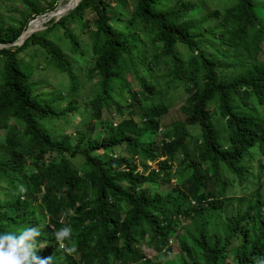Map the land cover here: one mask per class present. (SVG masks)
I'll list each match as a JSON object with an SVG mask.
<instances>
[{
	"label": "trees",
	"instance_id": "trees-1",
	"mask_svg": "<svg viewBox=\"0 0 264 264\" xmlns=\"http://www.w3.org/2000/svg\"><path fill=\"white\" fill-rule=\"evenodd\" d=\"M20 1L29 12L16 25L0 26V43L14 41L29 17L52 9L55 2L38 7L32 0ZM219 1L223 5L219 19L230 25L235 45L221 33L201 27L199 20L188 18L199 5L197 0H131L127 24L121 28L116 27L121 17L116 15L113 24L107 11L110 4L118 5L121 13L126 11L125 1L79 0L67 16L49 19V25L26 36L21 44L0 48V129L5 132L0 147L8 150L0 154V233H19L17 217L24 212L32 217L37 207L51 225H44L45 234L41 231L37 238L43 248L36 254L54 257L53 264H122L125 254L135 252V232L142 226L149 229L146 245L155 252L169 254L167 242L175 237L185 264H229L223 258L230 247L234 249L232 264H255L254 258L264 256V213L259 209L264 203L255 199L220 226L213 215L223 206L221 196L228 184L221 168L245 183L250 149L264 155V54L260 58L258 54L264 43V25L256 14L262 1ZM84 12H91L92 17L78 33L89 39L87 74L97 77L86 102L76 96L80 79L73 64L85 55V47L78 33L65 25L81 19ZM58 27L75 56L67 57L50 39L48 33ZM141 32L148 42L139 38ZM38 46L45 65L66 79L64 89L35 90L31 74L39 64L33 58L23 61L18 53ZM182 46L189 52L183 58L175 51ZM237 49L247 63L238 59ZM157 61L167 71L154 78L151 70ZM129 73L149 94L164 75L181 85L186 93L179 107L184 119L170 122L159 132L158 118L166 113L167 103L149 99L141 105L138 92L130 89L126 117L104 121L103 134L93 137L95 126L103 124L102 109L123 113V105L114 96L117 90L127 89ZM144 76L154 83L145 82ZM230 96L235 97L234 103ZM214 99L216 111L209 104ZM143 113V122L137 125L135 119ZM75 114L83 120L73 133V143L66 134L52 138L40 126L43 120L60 121ZM190 125L199 130L193 135L197 141L194 159L184 143ZM121 145L132 159L113 153ZM98 149H110L113 154L104 159L92 155ZM176 151L188 157L187 174L171 185L163 175ZM76 154H81L82 162L74 168L67 156ZM134 156L153 162L157 170L137 171ZM256 180L257 187L264 188V176L259 174ZM144 182H157L161 191L150 194L141 187ZM20 184L28 189L26 193H18ZM186 198L196 204L209 201L195 208L181 207ZM179 217H190L191 228L180 227ZM31 221L29 226L37 222ZM64 226L73 230L71 244L77 251L71 255L58 248L53 235Z\"/></svg>",
	"mask_w": 264,
	"mask_h": 264
},
{
	"label": "rangeland",
	"instance_id": "rangeland-1",
	"mask_svg": "<svg viewBox=\"0 0 264 264\" xmlns=\"http://www.w3.org/2000/svg\"><path fill=\"white\" fill-rule=\"evenodd\" d=\"M31 1V0H28ZM36 3L38 7H47L51 0H32ZM60 0H55L53 4L52 9H45L44 12H48L53 10L59 3ZM66 0H63L60 7L58 9H61L63 7L62 4H64ZM125 1V9L126 11L120 12V7L116 4H110L108 8V17L112 21L113 24L117 21V19H113L116 17H121V19L118 21V24L116 27L121 28L127 24V11H129L132 7L131 0H123ZM199 2V5L193 9V11L190 12L191 16L188 18H195L196 20H199L201 22V27L208 29L212 32H218L221 33L224 39L229 43H234L232 40V32L231 27L229 24H224L220 21L219 15L221 13V7L223 6L219 0H197ZM256 1H262V4L256 8V14L258 15L259 21L261 24L264 25V0H256ZM116 2V1H114ZM173 5V1L171 3ZM69 9V8H67ZM70 10V9H69ZM68 10V11H69ZM64 11V10H63ZM62 11V12H63ZM66 11V10H65ZM67 11V12H68ZM29 12V8L22 3L20 0H0V26L6 27L8 25H16L18 24V21L21 19V17ZM62 12H59L58 14H61ZM66 12V13H67ZM40 13V14H42ZM40 14H36L32 17H29V20L35 19ZM217 14V15H216ZM66 14L61 15L60 17H64ZM67 16V15H66ZM59 17V18H60ZM92 13L91 12H84L81 19L78 20H72L68 21L65 25L73 32L78 33L81 28L85 27L86 19H91ZM50 18L47 20L45 19H36L32 21L31 29H38L37 31L43 30L48 23H46ZM28 20V21H29ZM40 29V30H39ZM36 32V31H35ZM61 28L58 27L55 31L49 32L50 39L53 41V43L60 49L62 53H64L67 57L75 56L74 54H71L70 52V45L68 41L63 37L61 34ZM79 35V36H78ZM78 37L81 41V44L85 47V55L82 56L80 59H77V61L73 62L74 65L78 67V70H76V73L80 79V85L77 88L76 96L79 99H82L83 101H87L91 98L97 77L92 76L89 77L87 74V71L89 67L91 66V60L89 58V39L87 37V34L80 35L78 33ZM138 38V37H137ZM139 38L142 39V41L148 42V36L141 32L139 33ZM180 44V43H176ZM235 45V43L233 44ZM139 49H141V45L138 46ZM176 53L179 57L183 58L188 55V51L185 49V47H176L175 49ZM238 59H240L243 63H247V59L245 58L244 54L237 49ZM259 58L263 56L264 54V43H261V50L258 53ZM18 56L21 57L23 61H28L31 58L33 63H38L39 65L36 66V68L32 71L31 74V80L32 82L36 83L37 86L35 90L41 91V92H47L51 93L50 91L54 90L57 86H60V89H64L65 85L67 84L66 79L61 76V74L57 73L56 70L49 66L45 65V59L43 55L42 48L33 47L32 49L23 52H19ZM158 66L152 67L151 73L153 74L154 78L159 77L161 74L167 71V68L164 67L161 63V61L156 62ZM136 69L138 71L142 70V67L136 66ZM144 80L147 83H154L155 80H152L148 76H144ZM125 81L127 84V89H122L121 91L117 90L115 92L114 99L118 100L119 103L123 105V113L121 115L117 114H111L109 111L102 109V121L103 124L101 127H98V125L95 126V130L92 132L93 137L101 136L103 134L102 127H104V121H110L113 123L118 117H126V110L128 107L127 104V98L130 89L132 91L138 92V99L141 102V105H146L149 103V99L155 100L158 104L161 102L167 103L169 108L167 109L166 113L161 115L158 118L159 122V129L160 132L163 130V128L168 125L170 122L175 120H183L184 115L180 111V105L183 104L184 98L186 97V93L181 87V85L177 84L176 82L172 81L171 78L167 75H164L162 78L159 79V83L156 84L153 89L152 94L147 93L146 90H142L141 86L136 81L135 77L132 73H129L125 76ZM198 86L200 87V83L198 82ZM235 97L230 96L231 103H234ZM210 107L216 111V103L215 99L211 102H209ZM84 116L87 115V112L85 111ZM143 115L138 119H135L137 125H140L139 123L143 122ZM83 120V116L79 117V115H74L72 117L68 116L63 119H60V121H51V120H43L40 122L41 128L45 129V132L49 133V135L54 138L58 139L65 134L68 135L71 138V143L74 142L75 135L73 134L75 129L77 127H80V123ZM89 125L91 124V121H88ZM15 128H17V125H15ZM199 132L198 127L190 125L186 126V136L184 138L185 143V149L188 152L189 157L192 159L195 158V151L197 147V141L193 139V135L197 134ZM4 130L0 129V145H3V137H4ZM156 141L158 140V136L155 135L153 137ZM121 145V148L115 149L116 151L113 152L110 149L106 150H95L92 151V155H96L100 158H107L113 153H117V156L121 154L123 158L126 159H132L130 158V152ZM8 152L6 147H0V154H6ZM113 152V153H112ZM251 155L246 159L245 165L247 167V173L249 174L245 183H239L233 175L228 172L227 170H224L221 168V177L226 179L228 181V184H226L224 194L221 196V199L223 201V206L220 211H215L214 216L216 221L219 223V226L221 223L225 222V219L227 217H232L236 213H240L243 210L247 208V206L253 202L255 199H259L261 203H264V188L257 187V176L260 174L261 176H264V155L259 156L256 152L255 148L250 149ZM114 157V156H113ZM69 164L77 168L78 165L82 162V156L81 154H76L73 157L67 156ZM115 158V157H114ZM188 160V157L182 156V154L179 151H176L173 153L169 160V167L164 170L163 179L168 180L171 185H174L176 183V179L181 178L186 173L185 170V164ZM133 161L136 164V170L142 173H146L148 169L153 168L157 170V166L153 162H147L139 158L138 156L133 158ZM30 166L26 167V170L29 171ZM160 173V172H159ZM195 184H198L197 181H194ZM142 188H145L149 191L150 194H153L155 192L161 191L160 186L157 182H144L141 184ZM0 191H2V187L0 186ZM20 198V197H19ZM209 199L206 201L196 204L193 201H190L189 198H186L181 202V207L184 205H189L192 208L202 206L206 202H208ZM35 207V206H34ZM260 212L264 213V206H261ZM62 217H64V214H60ZM35 219L36 224L31 226H41V231L45 234V231L43 229L44 225H47V227H50L51 223L49 222V218L46 214L43 213L39 208H35V212L32 217H29L26 212L22 213L17 217L18 221V229L22 230L24 227L29 226V224L32 222L31 220ZM176 223L183 227L184 229H190L191 228V219L188 218H182L179 217V219H176ZM178 232V231H177ZM150 232L147 227H140L135 232V252L131 254H125L122 260V264H185L186 258L183 254V252L179 249V247L176 245V239L175 237H171L167 245L170 247V253L166 254L162 251L155 252L151 247L146 245L148 236ZM43 242L40 241L38 246H42ZM59 248V245H58ZM234 249L233 247H230V249L224 254L223 261L231 263V259L233 258ZM76 258V256H75Z\"/></svg>",
	"mask_w": 264,
	"mask_h": 264
},
{
	"label": "clouds",
	"instance_id": "clouds-1",
	"mask_svg": "<svg viewBox=\"0 0 264 264\" xmlns=\"http://www.w3.org/2000/svg\"><path fill=\"white\" fill-rule=\"evenodd\" d=\"M27 190L23 184L17 186L19 194H24ZM41 234L39 225L24 227L19 233H0V264H53L54 257L41 258L36 254L43 248L38 246L37 238ZM53 235L60 250L69 255L77 251V248L71 244L73 230L70 226L54 230ZM254 259L255 264H264V256Z\"/></svg>",
	"mask_w": 264,
	"mask_h": 264
},
{
	"label": "water",
	"instance_id": "water-1",
	"mask_svg": "<svg viewBox=\"0 0 264 264\" xmlns=\"http://www.w3.org/2000/svg\"><path fill=\"white\" fill-rule=\"evenodd\" d=\"M78 1H79V0H78ZM78 1H77V2H78ZM77 2H76L73 6H70L69 9H72V8L77 4ZM54 9H55V8H54ZM54 9H53L52 11H54ZM69 9H66V11H63L61 14H55V12H53V16L51 17V18H52V21H55V20H57L61 15L66 14V12H67ZM49 12H50V11L45 12V13H42V14H40L39 16L48 17L47 15H48ZM37 17H38V16H37ZM49 18H50V17H49ZM32 21H33V19H32V20H29V21L27 22L25 29L19 34L18 37H16V39H15L14 41H12L11 43H0V48H2V47H9V46H13V45H19V44H21V42L24 40V38H25L26 36H28L29 34H31V33L35 32V31H37L38 29H30L29 26L31 25Z\"/></svg>",
	"mask_w": 264,
	"mask_h": 264
},
{
	"label": "bare ground",
	"instance_id": "bare-ground-1",
	"mask_svg": "<svg viewBox=\"0 0 264 264\" xmlns=\"http://www.w3.org/2000/svg\"><path fill=\"white\" fill-rule=\"evenodd\" d=\"M62 0H60L59 1V3L61 2ZM78 0H66L65 2H64V4H62L63 5V7L61 8V9H58V6H59V4L56 6V8L54 9V11H50L49 13H48V17H44V16H38V17H36L34 20H36V19H40V20H42L43 18H46V19H48L49 17H52L53 16V12H55V14H58L59 12H62L63 10L65 11L67 8H70V6H73L76 2H77ZM58 9V10H57ZM33 20V21H34ZM40 30V29H39Z\"/></svg>",
	"mask_w": 264,
	"mask_h": 264
}]
</instances>
